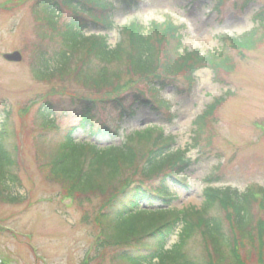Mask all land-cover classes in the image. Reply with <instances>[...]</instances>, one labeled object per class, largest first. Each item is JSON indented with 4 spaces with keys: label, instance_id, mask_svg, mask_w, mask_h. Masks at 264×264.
Here are the masks:
<instances>
[{
    "label": "trees",
    "instance_id": "16d2710c",
    "mask_svg": "<svg viewBox=\"0 0 264 264\" xmlns=\"http://www.w3.org/2000/svg\"><path fill=\"white\" fill-rule=\"evenodd\" d=\"M114 1L125 11L139 5L138 0ZM38 4L41 41L34 52V79L50 83L69 80L87 89L86 95H70L79 127L56 133L59 127L51 104L40 108L43 131L60 136L47 153L49 162L42 166L72 198L95 195L100 199L103 206L95 251L116 249L113 259L122 264H205L190 255V246L199 240L208 250L206 264H240L246 248L256 244L264 248V216L256 221L252 212L254 201H258L264 214V189L239 194L230 188H206L200 209L171 208L178 195L171 192L170 184L187 186L181 178L191 165L186 157L190 147L176 148V138L166 135L162 127L151 125L128 134L120 145L103 149L78 144L73 138L77 128H87L92 138L117 137L119 126H96L98 113L119 111L116 123H120L134 117L138 108L160 111L165 105L160 98L162 90L181 81L192 86L194 73L200 69H210L214 78L228 75L234 70L231 54L243 56L256 50L264 40V27L221 40L219 50L201 55L182 50L184 26L164 17L147 27L138 22L125 25L111 48L106 37H86L85 32L112 29L116 4L108 0H39ZM211 8L216 12L220 9L214 2ZM64 11H68V18ZM213 110L214 105L207 106L192 124L195 147L207 135L205 119ZM1 124L0 200L15 204L23 196L16 195L21 185L15 173V149L7 145L8 116ZM156 203L160 207L141 206ZM177 229L176 243L165 250Z\"/></svg>",
    "mask_w": 264,
    "mask_h": 264
},
{
    "label": "rangeland",
    "instance_id": "374dc122",
    "mask_svg": "<svg viewBox=\"0 0 264 264\" xmlns=\"http://www.w3.org/2000/svg\"><path fill=\"white\" fill-rule=\"evenodd\" d=\"M108 1L116 4L112 29H93L85 35L105 36L110 47L118 40L117 29L129 22L136 20L147 27L153 21L161 22L168 14L186 26L181 31L182 50L198 51L201 55L219 50L221 37L264 26V0H224L218 14L211 11L213 1L209 0H199L197 4L190 0H141L136 9L128 11L114 0ZM38 2L0 0V129L7 111V145L15 149V173L21 185L16 195L23 196L15 204L0 200V264H122L113 259L116 249L95 251L100 234L99 210L103 206L100 199L95 195L72 198L42 166L49 162L48 154L60 136L43 131L40 108L51 104L54 122L59 127L56 133L79 127L70 95H86L87 89L69 80L50 83L34 79V52L41 41ZM257 13H261L263 21L257 20ZM63 16L68 18V11ZM14 52L20 54V62L3 59V55ZM231 56L234 70L228 75L214 78L210 69L203 68L194 73V86L181 81L178 86L162 90L160 98L166 107L160 111L138 108L134 117L120 123H116L119 111L98 113L96 126H119L117 137L92 138L87 128H77L73 138L78 144L103 149L118 146L123 137L151 125L162 127L166 135L176 138V148L190 147L186 157L191 165L184 175L187 186L170 184L171 192L178 195L171 204L175 210L200 209L207 187L230 188L239 194L264 189V40L252 52L243 56L233 52ZM212 104L213 113L205 119L207 135L195 147L191 141L192 124ZM169 117L174 120L169 121ZM141 206L160 207L157 203ZM261 209L259 202L254 201L252 212L256 221L264 216ZM175 241L171 237L166 249ZM193 244L190 255L206 264L208 250L199 240ZM233 245L237 253L239 245L234 240ZM240 262L264 264L263 246L246 248Z\"/></svg>",
    "mask_w": 264,
    "mask_h": 264
},
{
    "label": "water",
    "instance_id": "95a60500",
    "mask_svg": "<svg viewBox=\"0 0 264 264\" xmlns=\"http://www.w3.org/2000/svg\"><path fill=\"white\" fill-rule=\"evenodd\" d=\"M2 57L5 61H8V62H20L21 61V56L17 52H14L12 54H5Z\"/></svg>",
    "mask_w": 264,
    "mask_h": 264
}]
</instances>
